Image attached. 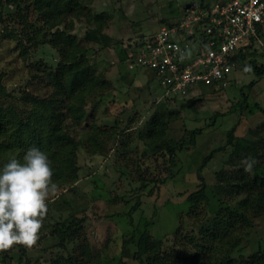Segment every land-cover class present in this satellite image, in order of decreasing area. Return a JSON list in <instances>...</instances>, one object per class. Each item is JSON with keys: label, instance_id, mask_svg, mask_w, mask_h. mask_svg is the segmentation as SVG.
<instances>
[{"label": "rangeland", "instance_id": "1", "mask_svg": "<svg viewBox=\"0 0 264 264\" xmlns=\"http://www.w3.org/2000/svg\"><path fill=\"white\" fill-rule=\"evenodd\" d=\"M79 1L84 6L79 13L67 14L59 25L44 26L29 0L18 12L10 0H0V11L7 5L12 11L9 16L2 11L0 16V82L8 92L0 96V106L30 107L19 97V90H30L39 98L52 93L45 70H37V66L43 63V68L49 69L61 55L49 42L35 48L25 36L19 39L26 23L35 22L51 31L66 28L81 44L92 48L81 59L87 73L101 75L106 81L105 87L87 97L84 119L72 125L80 142L79 169L49 193L47 228L39 231L33 245H24L26 259L31 264H50V259L66 256V250L56 245L53 225L72 216L83 219L84 232L69 246L88 249L93 264H143L123 250L125 240L134 236L136 241L143 232L189 251L191 246L181 234L196 233L198 224L212 211L210 203L191 204L186 199L199 188L198 167L213 149L225 148L201 170L208 195H212L219 188L216 171L233 169L240 149L252 141L249 129L264 124V112L252 106L254 102L264 106V73L257 77L253 71L244 74L238 70L225 86H206L187 95L176 93L173 100H166L158 78L148 69L130 64L128 43L131 38L150 36L168 22L172 24L192 0ZM252 59L257 65L264 64L263 40L256 42L247 56V61ZM252 79L255 83L248 85ZM149 122L162 131L158 139L178 141L193 128H201V132L193 144L171 157L163 148L152 152L146 145L151 137ZM233 127L238 138L231 147L227 134ZM91 136H96L94 142L89 140ZM220 196L229 205L242 197ZM250 221L235 256L264 248V213L251 215ZM19 252L15 248L4 263L18 264ZM3 255L4 250L0 251V264Z\"/></svg>", "mask_w": 264, "mask_h": 264}, {"label": "trees", "instance_id": "2", "mask_svg": "<svg viewBox=\"0 0 264 264\" xmlns=\"http://www.w3.org/2000/svg\"><path fill=\"white\" fill-rule=\"evenodd\" d=\"M26 1L28 2V0H10L9 4L14 5L18 12L24 8ZM29 2L34 5L44 26L59 25L67 14H77L84 7L79 0H29ZM5 8L6 10L2 11L9 16L12 12L11 8L8 5ZM18 16L21 19L23 17L19 14ZM167 25L171 23L168 22ZM259 34H261L260 41H264V32ZM23 36L35 48L45 42L51 43L61 55V59L49 69L43 68V63L37 66V70L42 72L45 70L46 83L52 91L48 98H39L30 90L24 89L21 92L19 90L18 94L30 103V107L19 110L16 106L9 104L0 106V167L11 157L22 161L26 150L35 146L48 155L53 173L51 179L56 187H61L79 169L77 157L80 142L72 130V125L84 119L87 97L105 87L106 81L101 75L94 77L87 73L81 59L90 53L92 48L81 44L76 36L67 33L66 28L57 27L51 31L35 22L26 23L18 38ZM256 42L258 41L252 38L232 56V60L235 61L237 71H243L244 74L253 71L257 77H261L264 73V64L257 65L255 59L247 61V56L255 48ZM128 44V48H132V44ZM150 74L156 76L152 71ZM254 83L255 79H252L248 85ZM4 95H8V92L0 82V96ZM164 97L166 100L174 98L167 93ZM246 102L245 97L244 103L248 106ZM252 106L264 112V106L259 103L254 102ZM67 118L70 119L68 123ZM166 124L164 122L161 125L163 129ZM147 125L149 136H151L149 141L146 140L148 148L152 149V152L163 148L171 157L185 146L193 144L196 135L201 132V128H193L178 141L171 138L170 140L158 139L157 134H162V131L156 128L153 122ZM234 132L233 127L227 134V145L231 147L238 138ZM249 133L252 141L240 149L236 158L238 160L233 161L234 168L228 172L216 171L219 188L212 195H208V186L201 175V170L217 151L225 150V148L213 149L203 158L198 167L197 174L201 180L199 188L190 192L186 199L191 204L199 201L210 203L212 211L211 215L204 219L205 221L198 224V228H194L196 233L181 234L183 241H186V244L194 250L182 251L180 248L173 247L175 243L166 245L162 237L147 236L143 232L136 241L134 236H131L123 242V250L129 251V257L143 264H264V248L255 250L249 255H234L240 249L242 237L247 234L251 225V215L264 213V124L256 129L250 128ZM96 136H91L89 140L94 142ZM249 155L256 157L259 161L252 173L245 172L242 165L243 158ZM220 194L242 197L237 204L229 205ZM49 216L50 211L46 207L42 217L41 231L46 230ZM82 220L72 216L67 220L56 221L53 225V233L58 237L56 245L66 250L67 255L50 259V264H93L88 249L78 245L69 246L70 243L75 244L80 238L81 231L84 232ZM131 246L133 249L129 250ZM15 248L20 251L18 264H22L25 260L24 264H31L29 259H26L27 252L23 244H14L11 248L4 250L2 263L5 264L3 259Z\"/></svg>", "mask_w": 264, "mask_h": 264}, {"label": "built area", "instance_id": "3", "mask_svg": "<svg viewBox=\"0 0 264 264\" xmlns=\"http://www.w3.org/2000/svg\"><path fill=\"white\" fill-rule=\"evenodd\" d=\"M182 13L130 41V64L154 72L172 96L229 84L237 71L232 56L264 32V0H192Z\"/></svg>", "mask_w": 264, "mask_h": 264}, {"label": "clouds", "instance_id": "4", "mask_svg": "<svg viewBox=\"0 0 264 264\" xmlns=\"http://www.w3.org/2000/svg\"><path fill=\"white\" fill-rule=\"evenodd\" d=\"M259 161L254 156L242 160L245 172L252 173ZM48 155L29 147L22 161L11 157L0 167V251L14 244L33 245L42 227L46 199L55 191Z\"/></svg>", "mask_w": 264, "mask_h": 264}]
</instances>
